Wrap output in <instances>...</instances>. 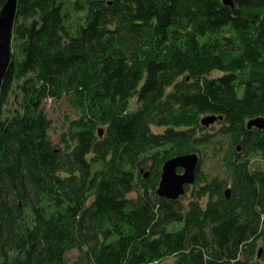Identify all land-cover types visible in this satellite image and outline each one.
I'll list each match as a JSON object with an SVG mask.
<instances>
[{"label":"trees","instance_id":"obj_1","mask_svg":"<svg viewBox=\"0 0 264 264\" xmlns=\"http://www.w3.org/2000/svg\"><path fill=\"white\" fill-rule=\"evenodd\" d=\"M232 1L76 0L71 28L63 1L17 0L0 86V264H264V171L247 156L264 158V128L245 126L264 117V0ZM63 94L77 117L55 143L43 101ZM209 115L222 116L212 132ZM221 136L230 183L198 167L187 206L157 195L165 160L216 153Z\"/></svg>","mask_w":264,"mask_h":264},{"label":"rangeland","instance_id":"obj_2","mask_svg":"<svg viewBox=\"0 0 264 264\" xmlns=\"http://www.w3.org/2000/svg\"><path fill=\"white\" fill-rule=\"evenodd\" d=\"M61 1H63L65 3L64 10H66V12L70 13L69 20L66 22V24L72 28L73 27L72 22L76 18L82 16L84 14V10H80V11L74 10V8L72 7V3L76 0H61ZM80 1H83V0H80ZM13 53H14L13 52V43L11 42L10 62H11V58H13V56H14ZM10 62H9V64H10ZM7 68H6V71H7ZM220 74H221L220 72H212V76H217ZM12 102H14V101H12ZM136 106H137V104L135 103V98L132 97L130 99V110H134ZM43 108H44V111L47 113V115L49 116V118L52 121L51 128L49 130L51 138L55 143H58L59 133L63 130V128L67 124L68 119H73V118L77 117L76 112L74 110V106L72 104H70L67 95L63 94L58 99H52L51 97L46 98L43 101ZM211 125H214V127L208 129V131H210V132L214 131V129L217 127V125H215V124H211ZM153 129L155 131L163 130V128H161V127H158V128L154 127ZM220 138H221V142H220V144H218L219 148H218V150L215 151L216 153H214V151H211L210 149L206 150L204 153H201V154L199 153V155H200L199 156V160H200L199 170L201 173H205V174H201L200 176H202V177L204 176L205 180L208 181L211 179V177L218 175L219 177H225L228 180V182L230 183L231 169L229 167L228 159L233 158L234 153H233V149H232L231 145H229V143H228L229 137H227V136L222 137L221 136ZM229 142H231V141H229ZM237 143L240 144L239 140ZM200 148H202V147H200ZM193 152H196V151H193ZM197 153H198V151H197ZM256 153H258V152H256ZM247 156L249 157L248 166L250 167L251 171H253L254 169H261L262 171H264V158L260 154H250ZM218 161L222 164L218 165ZM144 170H147V169H144ZM199 178H200L199 181L196 180V178H195L194 184L197 183V181L200 184H203L202 178L201 177H199ZM194 184L189 185L187 188L185 187L186 188L185 193L182 195V197L180 199L181 203L186 204L188 201L192 200L191 194H192V192H194V189H195L193 187V186H195ZM130 196L134 197V196H136V193L131 192ZM172 224H170V226H169V229H171V230L179 227V225L176 223H172ZM79 255H80V252L76 248L70 249L68 252H66L65 258H66V260L73 261ZM173 263H174V257L167 256L158 264H173Z\"/></svg>","mask_w":264,"mask_h":264},{"label":"water","instance_id":"obj_3","mask_svg":"<svg viewBox=\"0 0 264 264\" xmlns=\"http://www.w3.org/2000/svg\"><path fill=\"white\" fill-rule=\"evenodd\" d=\"M226 5L234 8L232 0H222ZM17 11V0H7L0 9V86L11 57L12 28ZM222 116L209 115L200 119L203 126L213 124ZM247 129L251 127L263 129L264 117H252L247 121ZM102 135V128L98 129ZM199 153L186 152L174 155L162 164L161 176L156 188L157 195L168 199H177L185 193V187L195 182L196 168L199 165ZM181 169V171H178ZM147 177V172L143 173ZM260 254V250L258 255Z\"/></svg>","mask_w":264,"mask_h":264},{"label":"bare ground","instance_id":"obj_4","mask_svg":"<svg viewBox=\"0 0 264 264\" xmlns=\"http://www.w3.org/2000/svg\"><path fill=\"white\" fill-rule=\"evenodd\" d=\"M12 41H13V40L11 39V42H12ZM249 119H250V118H249ZM249 119H248V120H249ZM248 120L245 121V126H246ZM200 122H201V121H200ZM199 156H200V155H199ZM200 158H201V157H200ZM199 164H200V161H199ZM198 167H199V165L197 166V168H198ZM197 168H196V171H197ZM196 171H195V172H196ZM200 173H201V172H200ZM201 174H205V173H201ZM228 192H229V188L226 189V193H227V195H228ZM181 196H182V195H181ZM179 197H180V196H179ZM179 197H178V198H179ZM207 197H208V196L205 195L203 199H205V198H207ZM191 198H192V199L194 198V196H193L192 194H191ZM188 202H189V201H188ZM188 202H187L186 204H184V203H182V204L185 205V206H187ZM261 238H262V237H261ZM259 250H260V254L258 255ZM261 252H262V250H261V249H258V251H257V257H259V256L261 255Z\"/></svg>","mask_w":264,"mask_h":264},{"label":"flooded vegetation","instance_id":"obj_5","mask_svg":"<svg viewBox=\"0 0 264 264\" xmlns=\"http://www.w3.org/2000/svg\"><path fill=\"white\" fill-rule=\"evenodd\" d=\"M180 171H181V169H180ZM194 184V183H193ZM189 186V185H188ZM188 186H186V187H188ZM186 189V188H185Z\"/></svg>","mask_w":264,"mask_h":264}]
</instances>
